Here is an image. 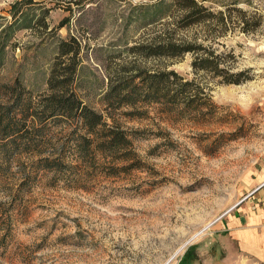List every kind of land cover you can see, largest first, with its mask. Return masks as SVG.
Here are the masks:
<instances>
[{
    "label": "rangeland",
    "instance_id": "1",
    "mask_svg": "<svg viewBox=\"0 0 264 264\" xmlns=\"http://www.w3.org/2000/svg\"><path fill=\"white\" fill-rule=\"evenodd\" d=\"M15 1L0 0V101L18 79L24 98L38 101L60 39L76 35L84 49L75 89L128 132L136 160L116 162L94 143L77 144L85 131L62 118L26 136L0 134V264H264L229 229L264 178V0H199L213 15L175 31L245 72L247 80L231 84L195 72L191 53L145 58L128 50L179 19L173 0L23 1L21 21ZM132 60L176 69L210 98L196 109L107 108L109 74Z\"/></svg>",
    "mask_w": 264,
    "mask_h": 264
},
{
    "label": "trees",
    "instance_id": "2",
    "mask_svg": "<svg viewBox=\"0 0 264 264\" xmlns=\"http://www.w3.org/2000/svg\"><path fill=\"white\" fill-rule=\"evenodd\" d=\"M23 1L26 4L36 2L34 0L15 1L12 10L15 21H21L24 18L22 6H20ZM85 1L80 0L76 4ZM173 2L180 5L179 19L161 22V35L152 38L148 36L128 50L145 58L183 57L191 53L194 56L191 63L195 72L200 70L211 72L214 77H219L222 82L228 84L247 80L244 71H234L230 64L222 62L216 49L209 44L194 43L192 40L177 37L175 33L177 27L183 28L194 23L205 22L209 16L213 15L209 8L199 0H173ZM164 4L163 1L156 3L154 12H158ZM71 6L68 8L72 9ZM40 21L47 27L45 18ZM221 21H225L222 15ZM83 49L82 40L76 35L60 39L57 46L58 53L47 78L48 88L45 93L39 95L38 101L31 97L24 98L27 90L19 85V79L16 81L12 92L5 94L7 97H3L8 101H0L1 138L15 137V135L26 136L31 131L41 132L38 124L43 125L48 119L60 121L62 118L73 122L77 131H85V133H79L76 139L77 144L92 146L94 143L99 151L105 154L110 153L116 162H134L136 153L128 132L119 125L111 124L108 121L109 117L90 107L79 97L75 89ZM118 65L114 73L109 74V85L103 96L107 108H121L124 105L135 107L140 102H161L169 109L174 107L196 109L210 98L202 83L196 79L187 78L176 69L158 65H153L151 68L144 67L136 60L122 61ZM10 102L13 104H9ZM130 114L136 113L131 111ZM127 165L125 164L123 168Z\"/></svg>",
    "mask_w": 264,
    "mask_h": 264
},
{
    "label": "crops",
    "instance_id": "3",
    "mask_svg": "<svg viewBox=\"0 0 264 264\" xmlns=\"http://www.w3.org/2000/svg\"><path fill=\"white\" fill-rule=\"evenodd\" d=\"M245 201L231 216L229 229L250 257L264 262V178Z\"/></svg>",
    "mask_w": 264,
    "mask_h": 264
}]
</instances>
